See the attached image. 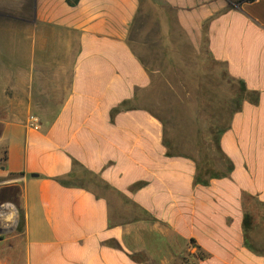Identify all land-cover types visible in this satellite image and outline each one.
<instances>
[{"label": "crops", "instance_id": "1", "mask_svg": "<svg viewBox=\"0 0 264 264\" xmlns=\"http://www.w3.org/2000/svg\"><path fill=\"white\" fill-rule=\"evenodd\" d=\"M0 11V264H264V0Z\"/></svg>", "mask_w": 264, "mask_h": 264}, {"label": "rangeland", "instance_id": "2", "mask_svg": "<svg viewBox=\"0 0 264 264\" xmlns=\"http://www.w3.org/2000/svg\"><path fill=\"white\" fill-rule=\"evenodd\" d=\"M230 4L232 5L234 3H230ZM6 13H7L6 11H0V18L1 17H6L7 16ZM225 94H226L227 97L225 98L224 102H226L228 104H232V105H230L231 106V110H234L235 109V103L238 101V104L240 105L241 100H242V95L244 93H242V90H241L240 87L238 88V91L237 90L235 91V89L233 87V89L231 91H226ZM236 94H238V99L235 97ZM222 125H225V123H223ZM21 226H22V220L20 218L18 220V228H21Z\"/></svg>", "mask_w": 264, "mask_h": 264}, {"label": "trees", "instance_id": "3", "mask_svg": "<svg viewBox=\"0 0 264 264\" xmlns=\"http://www.w3.org/2000/svg\"><path fill=\"white\" fill-rule=\"evenodd\" d=\"M255 1L256 0H229V3H234V4H232V6H234V5H238V4H241V3H252V2H255ZM241 90H242V93H245L246 92V89H245L244 85H242ZM249 95H250V97L252 96L250 100L252 102L256 103L257 102V96H256V94H249ZM230 168L231 167L228 168V171H230ZM206 173H209V172L206 171ZM198 182H202V178L201 177L198 178ZM20 218L22 220V226L19 229H22L23 222H24L23 213H21ZM200 257H203V256L200 254Z\"/></svg>", "mask_w": 264, "mask_h": 264}, {"label": "built area", "instance_id": "4", "mask_svg": "<svg viewBox=\"0 0 264 264\" xmlns=\"http://www.w3.org/2000/svg\"><path fill=\"white\" fill-rule=\"evenodd\" d=\"M40 125L39 118L37 116H33L31 120V126L34 128H38Z\"/></svg>", "mask_w": 264, "mask_h": 264}]
</instances>
